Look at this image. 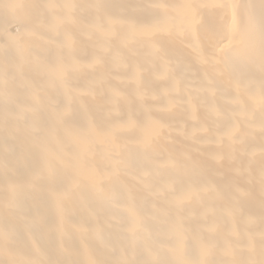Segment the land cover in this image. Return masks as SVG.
<instances>
[{
    "label": "bare ground",
    "instance_id": "obj_1",
    "mask_svg": "<svg viewBox=\"0 0 264 264\" xmlns=\"http://www.w3.org/2000/svg\"><path fill=\"white\" fill-rule=\"evenodd\" d=\"M0 264H264V0H0Z\"/></svg>",
    "mask_w": 264,
    "mask_h": 264
}]
</instances>
